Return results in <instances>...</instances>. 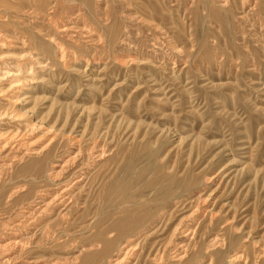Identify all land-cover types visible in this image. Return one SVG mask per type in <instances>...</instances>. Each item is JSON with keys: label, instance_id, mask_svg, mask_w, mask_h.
<instances>
[{"label": "rangeland", "instance_id": "rangeland-1", "mask_svg": "<svg viewBox=\"0 0 264 264\" xmlns=\"http://www.w3.org/2000/svg\"><path fill=\"white\" fill-rule=\"evenodd\" d=\"M4 9L0 30L23 33L46 66L17 105L43 151L2 172L0 236L55 186L52 163L77 137L105 154L76 205L33 227L30 264H108L124 246L122 264H264V0H0ZM64 23L85 30L56 33Z\"/></svg>", "mask_w": 264, "mask_h": 264}, {"label": "bare ground", "instance_id": "bare-ground-1", "mask_svg": "<svg viewBox=\"0 0 264 264\" xmlns=\"http://www.w3.org/2000/svg\"><path fill=\"white\" fill-rule=\"evenodd\" d=\"M9 15L7 9L0 11V22L6 21ZM52 15L53 12L50 10L46 14L47 19L51 21ZM70 24H55L54 30L58 34L72 33L73 30H85V28H77ZM86 31L87 34H84V37L87 39L90 34ZM63 53L61 47L56 48V58L62 59L64 57ZM45 66L43 61L35 57L33 50L28 49L27 38L23 33L13 32L9 34L0 30V176L4 170L11 167L15 162L32 155H38L43 151L40 149L41 147L36 148L31 145L30 141V143L28 142L29 131H33V126L29 123H22V113L17 109V105L20 103L19 93L24 85L30 82L28 81L30 75L33 72H42ZM99 141L93 140L88 146L86 145V148H83L80 145L79 138L72 137L69 140L65 155L52 163L48 174L56 181L55 186L40 193L36 202L30 207L28 214L13 225L14 227L10 228V231L7 230L8 232H4L5 234L0 236V264H30L34 262L29 257V250L36 242L37 233L32 232L33 227L49 217H54V219L63 218L70 207L76 205L79 195L85 190L86 183L84 181L88 180L89 172L105 154L106 150ZM200 206L202 207V203ZM46 230L47 228L44 226L37 228V231L41 233L46 232ZM192 233V229L186 230L183 237L192 238ZM211 243L212 245H219L223 243V237L216 235L211 239ZM185 246V243L180 244L179 250L175 254L176 262L185 257ZM131 252V248L124 246L119 255L108 264H122ZM240 258L239 254H234L230 260H239Z\"/></svg>", "mask_w": 264, "mask_h": 264}]
</instances>
